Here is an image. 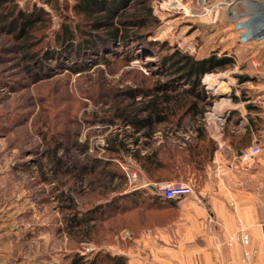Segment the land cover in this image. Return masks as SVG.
Instances as JSON below:
<instances>
[{
    "label": "rangeland",
    "instance_id": "obj_1",
    "mask_svg": "<svg viewBox=\"0 0 264 264\" xmlns=\"http://www.w3.org/2000/svg\"><path fill=\"white\" fill-rule=\"evenodd\" d=\"M17 1L22 7L36 5L48 11L47 41L62 24L83 26V17L72 10L74 0ZM217 1L153 0L157 20L143 30L150 31L147 40L155 42L154 48L116 42L101 55L59 62L41 58L40 73L26 71L28 62L16 41L0 31V264H71L78 255L85 263L96 257L95 264H156L151 259L155 246L178 245L171 234L163 239L159 233V224H170L176 210L149 205L145 198L159 194L140 181L144 167H154L150 163L165 159L169 152L186 154L195 143L197 125L203 124L204 133L216 142L217 130L226 136L229 129L224 127L242 114L232 95L242 98L243 87L254 83L245 72L246 63L258 67V53L264 57V45L225 43L223 30L217 28L220 23L213 20ZM173 48L196 58L211 52L232 55L234 63L202 76V100L181 95V101L194 99L201 115L193 120L177 108L179 100L170 102L175 113L145 134L147 127L135 130L121 119L119 110L136 109V118H141L152 95L173 94L188 86L182 75L169 76L165 61ZM247 52L253 55L249 60L239 58ZM243 76L248 78L240 82ZM258 78L264 87V76ZM263 87L258 88L261 129ZM258 135L260 151L247 161L253 163L258 157V167H264V138L259 131ZM119 142L123 146L117 153L106 150ZM101 167L113 174L101 172ZM204 170L166 181L190 184L189 197L200 190ZM258 192L264 195V185ZM70 203L74 209L67 208ZM95 207L99 212L91 211ZM259 210L258 229L264 235V204ZM73 217L87 221L69 227ZM141 236L149 239L144 249L137 243ZM248 239L249 233L241 231L237 240L245 246ZM225 244L230 247L228 241ZM244 249L252 251L246 260ZM244 249L240 260L250 264L255 250Z\"/></svg>",
    "mask_w": 264,
    "mask_h": 264
},
{
    "label": "trees",
    "instance_id": "obj_2",
    "mask_svg": "<svg viewBox=\"0 0 264 264\" xmlns=\"http://www.w3.org/2000/svg\"><path fill=\"white\" fill-rule=\"evenodd\" d=\"M153 0H74L72 10L75 14L81 15L83 26L76 24H62L59 31H55L51 41L48 40V30L51 27V18L48 11L42 7L33 5L30 9L19 5L17 0H0V31L9 34L16 41L18 48L22 51L24 60L28 63L24 67L29 73H40L43 70L39 64L41 58H53L59 62L62 58H80L81 56L101 55L110 52L111 45L116 42L122 45L142 44L149 48H154V41L147 40L151 33L143 30L149 22L156 21L152 11ZM46 3L52 0H45ZM53 47H51L52 45ZM51 45V46H50ZM104 56V55H103ZM166 67L171 77L182 75L188 85L183 91H176L173 94H154L150 97L148 104L144 105L147 114L141 118H136V109L128 110L122 107L119 116L124 122L132 124L135 130L148 128L149 134L154 124L167 120L169 113H175V106L170 102H177V108H182V113L194 116L201 115L202 111L196 107V102L181 101L184 92L193 96L197 100H202L203 88L201 78L205 73L215 72L227 65L234 63L232 55H217L211 52L207 56L196 58L179 48H173L166 56ZM35 62L34 65L32 63ZM248 77L243 76L240 82ZM160 88H157V90ZM233 99H237L232 95ZM163 103V105L161 104ZM246 108L250 112H258V107L247 104ZM248 124L253 130L258 127V115L247 113ZM228 130V127H224ZM261 128H258L260 130ZM194 136L195 143L190 146L187 153L180 154L169 152L165 159L151 162L154 167H144L147 177L155 181H166L171 179L185 178L192 171H203L205 164L211 163L213 153L217 148V142L204 133V125H197ZM123 144L107 145L109 152H118ZM151 158V157H150ZM107 167H101V172L113 174L107 171ZM67 172H71V167H67ZM144 199V198H143ZM152 206H169L175 199H164L161 195L149 194L145 198ZM136 203L135 194L132 197ZM114 203V202H113ZM151 206V207H152ZM68 209H74L75 204H68ZM99 207L91 211L99 212ZM87 218L80 221L76 217L69 219V227L77 228L85 223ZM84 256L78 255L71 264H95L96 257L89 263L83 261Z\"/></svg>",
    "mask_w": 264,
    "mask_h": 264
},
{
    "label": "crops",
    "instance_id": "obj_3",
    "mask_svg": "<svg viewBox=\"0 0 264 264\" xmlns=\"http://www.w3.org/2000/svg\"><path fill=\"white\" fill-rule=\"evenodd\" d=\"M216 4L213 20L220 23L217 28L223 30L225 43L253 44L258 48L264 45V0H218ZM259 55L258 67H251L248 61L245 68L254 83L243 87V97L233 101L242 108L241 118L229 125L226 136L218 130L214 133L217 148L205 167L200 190L173 200L169 208H175L176 217L170 224H159L161 237L167 239L171 234L178 245L155 246L151 259L156 264H245L240 260L244 248L255 250L250 264H264V235L258 229L259 209L264 204V195L258 188L264 185V167H258V157L253 163L240 159L243 151L260 142L258 131L264 138V129L253 130L246 116L247 112H258L245 113L247 104L258 107V88L263 87L258 77L264 76V57ZM241 56H247V61L253 55L247 52ZM260 97L264 98V94ZM140 181L150 187L159 182L146 175ZM241 231L249 233L245 246L237 240ZM148 240L141 236L137 243L144 249Z\"/></svg>",
    "mask_w": 264,
    "mask_h": 264
},
{
    "label": "built area",
    "instance_id": "obj_4",
    "mask_svg": "<svg viewBox=\"0 0 264 264\" xmlns=\"http://www.w3.org/2000/svg\"><path fill=\"white\" fill-rule=\"evenodd\" d=\"M264 65V60H263ZM260 147L258 145L253 146L240 154V159L247 161L254 155L258 154ZM152 188L158 192L164 199H177L179 197L187 196L193 192L192 187L188 183L184 182H175V181H161L155 183ZM246 242V238H243ZM252 251L244 249L243 251V260H246L250 257Z\"/></svg>",
    "mask_w": 264,
    "mask_h": 264
},
{
    "label": "bare ground",
    "instance_id": "obj_5",
    "mask_svg": "<svg viewBox=\"0 0 264 264\" xmlns=\"http://www.w3.org/2000/svg\"><path fill=\"white\" fill-rule=\"evenodd\" d=\"M209 85V84H208Z\"/></svg>",
    "mask_w": 264,
    "mask_h": 264
}]
</instances>
